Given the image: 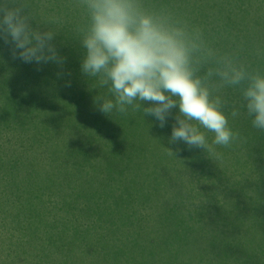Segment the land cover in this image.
<instances>
[{
    "label": "rangeland",
    "instance_id": "obj_1",
    "mask_svg": "<svg viewBox=\"0 0 264 264\" xmlns=\"http://www.w3.org/2000/svg\"><path fill=\"white\" fill-rule=\"evenodd\" d=\"M180 1L147 3L167 12ZM215 1L264 15V0ZM243 40H262L247 67L264 72V28ZM116 150L23 167L0 147V264H264V213L228 211L225 166L181 149ZM254 188L241 186V198Z\"/></svg>",
    "mask_w": 264,
    "mask_h": 264
},
{
    "label": "trees",
    "instance_id": "obj_2",
    "mask_svg": "<svg viewBox=\"0 0 264 264\" xmlns=\"http://www.w3.org/2000/svg\"><path fill=\"white\" fill-rule=\"evenodd\" d=\"M28 4L34 28L58 31L52 44L63 63H25L14 58L13 44L0 38V147L9 155L11 164H64L73 150L181 149L192 154L206 153L203 148L170 142L178 109H173L163 128L155 117L143 116L142 111L130 109V121L119 119L120 114L102 113L95 98L106 94V89H97L96 81L81 71L84 50L75 29L84 16L76 7V0H28ZM215 5V0H181L166 13L176 20H186L191 28L205 26L197 29L206 36L204 40L210 47L218 52L224 48L223 53L236 54L246 66H253L252 59L262 40L246 44L243 31L249 35L257 32V26L264 28L257 23L264 15L253 10H239L240 15H232L218 11ZM186 9L190 11L183 16ZM50 16L61 17L62 24L47 25ZM224 94L230 102L239 99L238 91L231 88L225 89ZM240 112L232 118L226 109L229 124L241 139L230 147L217 146L223 159L212 160L226 168L231 191L227 197L228 211L264 213V192L255 185L264 183V132L252 126L244 109ZM207 136L211 142L213 134ZM70 161L83 163L85 159ZM245 185L255 188L241 198L238 190Z\"/></svg>",
    "mask_w": 264,
    "mask_h": 264
},
{
    "label": "clouds",
    "instance_id": "obj_3",
    "mask_svg": "<svg viewBox=\"0 0 264 264\" xmlns=\"http://www.w3.org/2000/svg\"><path fill=\"white\" fill-rule=\"evenodd\" d=\"M76 7L84 16L75 29L84 50L81 71L97 89H106L95 98L102 113L142 111L163 128L178 109L170 142L203 148L215 161L223 159L217 146L241 139L226 109L232 118L244 109L252 126L264 132V74L236 54L210 47L199 29L147 0H76ZM28 9V0H0V38L12 43L14 58L25 63L62 64L52 44L58 31L34 28ZM62 22L58 16L47 19V25ZM228 88L238 91L237 101L225 96Z\"/></svg>",
    "mask_w": 264,
    "mask_h": 264
}]
</instances>
